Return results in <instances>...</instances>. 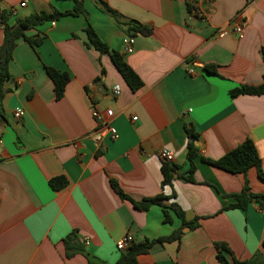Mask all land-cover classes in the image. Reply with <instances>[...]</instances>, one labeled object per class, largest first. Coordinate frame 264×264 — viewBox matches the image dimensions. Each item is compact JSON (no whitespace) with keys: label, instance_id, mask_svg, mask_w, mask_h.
<instances>
[{"label":"crops","instance_id":"1","mask_svg":"<svg viewBox=\"0 0 264 264\" xmlns=\"http://www.w3.org/2000/svg\"><path fill=\"white\" fill-rule=\"evenodd\" d=\"M104 1L120 17L149 26L151 35L127 38L92 0H85L86 20L65 16L27 30L25 37L41 39L35 48L16 41L8 65L10 91L1 102L0 264H87L80 254L64 257L62 240L71 233L84 253L114 264L115 243L124 235L135 243L177 229V240L153 244L136 263L219 264L213 248L218 242L229 250V264L231 259L264 264V210L254 203L244 210H221L231 202L221 196L238 193L244 180L254 194H264V182L253 168L230 174L200 160H216L248 139L264 174V93L228 96L240 85L262 82L264 0ZM71 7L70 0H0V10L11 13L8 25ZM230 22L241 25L242 38L232 33L217 38L216 31ZM86 24L135 73L138 90L131 92L109 56L88 45ZM124 42L130 53L124 52ZM205 65L215 66L216 76L204 73ZM45 68L68 75L58 100ZM91 108L111 111L116 139L92 142ZM15 111L22 112L17 120ZM185 127L197 135L194 182L174 176L160 190L159 149L172 154L176 173L187 171ZM53 178H62L64 186L50 189ZM109 180L133 202L161 193L167 198L159 201L162 206L175 204L186 221L198 218V226L181 227L169 210L164 223L157 205L134 209L112 191Z\"/></svg>","mask_w":264,"mask_h":264},{"label":"trees","instance_id":"2","mask_svg":"<svg viewBox=\"0 0 264 264\" xmlns=\"http://www.w3.org/2000/svg\"><path fill=\"white\" fill-rule=\"evenodd\" d=\"M72 7L70 10L59 12L55 9H51L49 13L39 12L28 15L23 18H16L13 25H8L7 20L11 16L10 11L0 10V28L2 32V41L0 44V120H2V108L1 102L5 94L10 89L3 88L5 83L9 82L8 65L12 59V53L16 45V41L19 39L24 40L31 48L37 47L41 39H31L24 36V32L33 29L45 22L57 21L62 17L71 16L77 17L82 16L85 20L87 13L84 9L83 3L85 0H70ZM100 10L101 13L105 14L114 25L122 31L127 37L131 38L134 36L148 37L151 35L152 29L149 26L141 25L136 21L124 19L117 15V13L111 10L104 0H92ZM86 36V40L89 46H91L99 55L107 54L110 61L122 78L126 86L131 92H135L141 87V82L135 73L123 62L120 55L115 52H110L104 42H102L96 35L93 28L86 24L83 29ZM261 59L264 65V50H261ZM203 71L207 75L216 76L215 66L205 65ZM45 73L52 83V92L54 100L60 99L62 96L64 86L68 82V75L66 73L55 71L51 68H45ZM264 93V74L262 76V82L260 85L252 87L246 85H240L228 92L230 98H234L241 95L246 96H259ZM184 133L187 138L185 160L187 163V171L183 174L175 172V167L168 163H161L160 176L161 180L159 188L162 190L164 187H169L174 180V176L177 180L183 183H193L194 173V160L196 158L197 147L194 143L197 141V135H195L190 127L184 128ZM201 162L210 165L221 171L230 174H245L247 170L253 168L256 173V177L264 182V174L260 169L259 157L252 142L248 139L237 145L234 149L226 152L220 158L216 160L200 159ZM65 181L62 178H53L48 180V186L50 189L57 191L63 187ZM109 186L112 191L121 199L128 201L132 207L136 210L145 211L152 205H157L161 208L163 222L168 223L169 219L166 210L171 211L175 217L180 221L181 227H188L189 229L196 228L198 226V218H194L191 221H186L182 211L175 205L169 204L167 207L162 206L159 201L166 200L161 193L152 197L143 199L141 202H133L126 197L120 189L117 187L113 180H109ZM214 192L217 194V190L214 186L209 185ZM221 198H229L230 204L222 207L221 210L226 209H237L244 210L248 204L254 203L257 205L260 211L264 210V194L251 193L247 182L244 180L241 190L238 193L223 195ZM180 235V230L173 231L170 235L158 238L155 240H143L140 242H131L124 251L119 252V256L114 264H137L136 257L141 254H145L153 244H159L163 242H169L177 240ZM62 246L64 250V257L70 258L76 254L82 255L87 264H105L100 262L88 254L84 253L82 246L78 243L73 233L69 234L62 240ZM215 251V258L219 264H229L226 260L225 255H229V250L222 244L215 242L213 243ZM231 264H239L234 259H231Z\"/></svg>","mask_w":264,"mask_h":264},{"label":"built area","instance_id":"3","mask_svg":"<svg viewBox=\"0 0 264 264\" xmlns=\"http://www.w3.org/2000/svg\"><path fill=\"white\" fill-rule=\"evenodd\" d=\"M187 3L192 4L194 2H207L208 0H186ZM198 18H203V16L201 14L197 15ZM234 34L236 36L237 39H241L243 36L242 33V27L239 23L236 22H230V24H228V27L226 28H221L218 29L216 31V37L217 38H222L228 34ZM125 44V49L124 52L125 53H130L131 52V48L126 45V42H124ZM186 75L191 76L192 75V70L191 69H187L186 70ZM119 92V88L118 86H114L111 89V93L112 95H117ZM22 116V112L21 111H15L12 114V117L14 119H19ZM90 116L92 117V119L95 122L96 128L94 129V131L90 134L89 138L92 140V142L97 145L99 144L103 138L108 137L110 140H114L116 139L117 135H116V131L114 128L109 126V121L112 117V113L109 110L103 111L102 113H100L99 111L95 110L94 108H91L90 110ZM136 120V117H132L130 119V121L134 122ZM156 157L157 159L160 161V163H172L173 161V156L170 152L164 150V149H159L156 152ZM132 242V237L129 234L124 235V237H122L120 240H118L115 243V249L117 251H124L126 249V247ZM83 243L86 245L87 244V240L83 239Z\"/></svg>","mask_w":264,"mask_h":264},{"label":"water","instance_id":"4","mask_svg":"<svg viewBox=\"0 0 264 264\" xmlns=\"http://www.w3.org/2000/svg\"><path fill=\"white\" fill-rule=\"evenodd\" d=\"M9 85H10L9 82H8V83H5V84L3 85V88H7ZM186 230H187V229H186Z\"/></svg>","mask_w":264,"mask_h":264}]
</instances>
